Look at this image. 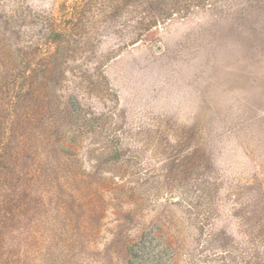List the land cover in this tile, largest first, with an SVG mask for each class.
I'll return each instance as SVG.
<instances>
[{"label": "rangeland", "instance_id": "374dc122", "mask_svg": "<svg viewBox=\"0 0 264 264\" xmlns=\"http://www.w3.org/2000/svg\"><path fill=\"white\" fill-rule=\"evenodd\" d=\"M83 1L0 0V69L37 13ZM79 20L44 116L76 145L28 189V264H264V0H90Z\"/></svg>", "mask_w": 264, "mask_h": 264}, {"label": "trees", "instance_id": "16d2710c", "mask_svg": "<svg viewBox=\"0 0 264 264\" xmlns=\"http://www.w3.org/2000/svg\"><path fill=\"white\" fill-rule=\"evenodd\" d=\"M89 1L75 2L71 6L61 4L56 17L54 11L37 13V32L41 40L37 38L36 43L9 47L17 64L11 69H0V264H28L22 256L23 234L14 232L23 222L20 211L24 210L25 204L29 206L28 189L55 174V171L50 173L48 167L53 165L51 156L57 157L50 152L54 151L58 156L57 150L76 145L75 136L61 135L55 128L54 119L47 121L44 116L54 103L50 92L54 82L49 74L50 64L54 66L62 58L63 54H59L61 43L69 31L75 30L71 25H78L80 14ZM142 6L139 2L136 9ZM175 8L176 5H166L159 17L141 14L137 22L140 31L135 41L142 30H149L176 15ZM73 44L75 46V41ZM42 122L46 127L44 131L35 132L34 126ZM39 147L46 151L45 155L39 153ZM24 238L26 242L30 240L26 234Z\"/></svg>", "mask_w": 264, "mask_h": 264}]
</instances>
